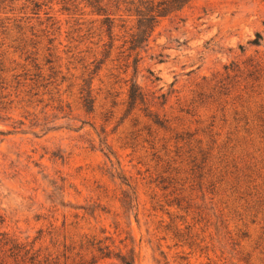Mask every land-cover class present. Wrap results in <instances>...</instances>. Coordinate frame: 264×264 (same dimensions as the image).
Segmentation results:
<instances>
[{
    "label": "rangeland",
    "instance_id": "1",
    "mask_svg": "<svg viewBox=\"0 0 264 264\" xmlns=\"http://www.w3.org/2000/svg\"><path fill=\"white\" fill-rule=\"evenodd\" d=\"M164 1L0 0V262L264 264V1Z\"/></svg>",
    "mask_w": 264,
    "mask_h": 264
},
{
    "label": "trees",
    "instance_id": "2",
    "mask_svg": "<svg viewBox=\"0 0 264 264\" xmlns=\"http://www.w3.org/2000/svg\"><path fill=\"white\" fill-rule=\"evenodd\" d=\"M191 0H167L157 5L156 8H145L144 13H141L139 16L141 20L138 24V33L134 36L131 44L132 50L139 48V45H142L147 42L151 33L153 32L154 26L156 24L157 18H160L172 11H180L186 4ZM264 1V0H263ZM260 36H256V40L253 42L254 45L259 44ZM136 100V99H135ZM26 247H19L10 243V248L8 250L9 256L13 264H58L57 261L50 256L42 257L38 252L32 253L31 248L25 250ZM102 250H99L101 252ZM107 258V255L103 256ZM122 264H132L120 259ZM0 264H7L4 259L1 260ZM72 264H87L86 262L80 260L77 263L72 262ZM94 264V263H91Z\"/></svg>",
    "mask_w": 264,
    "mask_h": 264
}]
</instances>
